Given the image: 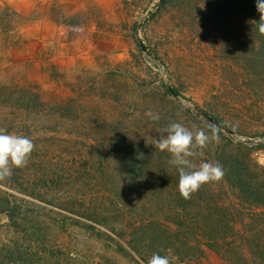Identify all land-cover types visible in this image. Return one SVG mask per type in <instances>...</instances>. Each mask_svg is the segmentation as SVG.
<instances>
[{"label":"trees","instance_id":"16d2710c","mask_svg":"<svg viewBox=\"0 0 264 264\" xmlns=\"http://www.w3.org/2000/svg\"><path fill=\"white\" fill-rule=\"evenodd\" d=\"M160 5L156 15L167 14L179 37L186 30L195 31L199 46L211 48L204 52L198 64L185 51L162 52L147 41L152 56L166 68L175 91L192 101L186 98L188 82L193 75L189 66L192 62L198 68L205 65L212 70L213 78L219 81L217 93L240 99L239 103H222L221 98L215 99L216 106H209L206 112L218 122L229 127L220 105L233 103L231 107L243 106L245 110L263 109L264 35L250 23L260 18L256 0H162ZM159 88L171 96L165 81L159 83ZM12 105L26 115L41 113L44 118L32 125L16 124V128L5 129L7 133L27 136L33 142L41 136L76 138L73 131L62 130L67 124L61 121L75 122L71 107L56 106L49 110L37 98L15 100ZM175 113V110L155 113L160 118L153 120L152 125L165 130L170 123L180 121ZM229 128L243 136L238 130ZM260 137H264V132L253 138ZM116 142L126 149L119 152L118 148L117 155L112 158L116 159L115 167L105 166L108 159L96 150L104 161L96 167L90 166L91 171L87 166L81 170L66 163L57 164L54 172L47 174V170L51 171L48 167L37 169L33 150L25 166L14 167L12 175L0 181V264H79L77 258H65L59 246V234L75 230L100 244L106 253L129 264H148L153 253L175 257L173 264H201L208 254L225 262L228 258L244 257L229 242L233 229L226 223L234 214L230 208L220 207L210 186L200 187L197 193L201 198L193 193L190 199H184L178 189L177 167L168 163L171 156L123 135L106 138L105 143L110 147ZM226 143L196 149L194 158L200 155L204 162H218L223 170L221 185L238 194L242 202L264 208V176L258 167H251V152L242 143L237 146L231 140ZM106 167L123 174L122 180L106 178ZM32 169H36L35 178L26 185L23 177ZM53 179L66 187H78L79 197L72 200L68 194L57 190L56 197L50 200L48 185ZM125 185L129 194L119 190ZM170 185H176L174 193L168 189ZM96 187H106L109 191L95 196L92 189ZM85 190L89 194H84ZM140 191L143 192L139 194ZM87 198L92 202L89 207L83 204ZM241 250L251 257L264 258L263 248L258 244L242 246Z\"/></svg>","mask_w":264,"mask_h":264},{"label":"rangeland","instance_id":"374dc122","mask_svg":"<svg viewBox=\"0 0 264 264\" xmlns=\"http://www.w3.org/2000/svg\"><path fill=\"white\" fill-rule=\"evenodd\" d=\"M156 1L0 0V127L8 130L16 128V124L32 125L44 118L41 113L26 115L14 109L12 101L15 100L37 98L49 110L56 106L74 110L75 122L61 123L67 124L62 130L73 131L77 139L61 135L38 137L33 142L37 169L48 167L51 171L47 170V174H52L57 164L69 163L81 170L86 166L90 170L104 161L96 150L108 159L105 166L115 167L116 159L112 158L117 155L118 148L119 152L126 149L118 142L110 147L106 145V138L115 136L141 140L147 148H155L147 140L153 143L167 133L158 125H152L153 120L145 115L148 111L165 114L175 110L180 123L190 129L193 126L202 128L211 135L209 123L160 90L159 83L164 81L162 74L170 84L171 78L166 68L147 58L138 45L136 28ZM169 19L161 12L145 22L141 35L147 48L148 41L162 52L185 51L199 64L204 52L211 48L199 46L195 31L186 30L179 37ZM192 38H196L195 41ZM189 66L193 75H190L186 98L192 99L205 112L209 106H216V98H221L222 103H239L237 96L217 93L219 81L213 78L208 66L198 68L192 62ZM231 106H219L225 123L243 134L239 136L246 141L261 139L253 137L264 132V108L245 110L243 106ZM218 136V140L207 145L223 146L227 145V140L236 146L241 144L222 133ZM244 146L251 152V167H258L264 176V143ZM165 153L171 156L166 150ZM189 159L197 167L204 162L200 155ZM107 169L104 176L108 179L122 180L124 177L117 170ZM35 171L32 169L23 177L26 185L34 180ZM206 185L214 190L220 207L230 208L234 214L226 223L233 229L229 242L244 257L228 258L225 262L208 254L201 264H264V258L251 257L241 250L242 246L258 244L264 251V208L242 202L238 194L219 181L204 184V188ZM48 187L50 200L56 197L57 190L68 194L72 200L80 195L78 187H66L54 179ZM174 187L177 188L176 185L168 188L171 193L175 192ZM92 190L95 196L109 191L106 187ZM119 190L129 194L126 185ZM84 192L89 194L88 190ZM195 197L201 198L197 192ZM87 199L83 201L85 207L92 203ZM36 204L46 207L43 203ZM59 237L63 256L69 260L77 258L79 264H129L106 253L100 244L78 230L59 234Z\"/></svg>","mask_w":264,"mask_h":264},{"label":"clouds","instance_id":"9594fccd","mask_svg":"<svg viewBox=\"0 0 264 264\" xmlns=\"http://www.w3.org/2000/svg\"><path fill=\"white\" fill-rule=\"evenodd\" d=\"M256 8L260 14L259 21H250L255 24L259 33L264 35V0H256ZM147 117L154 121L159 120V115L148 111ZM211 135L202 128L189 129L184 124L172 122L165 129L167 135H161L153 143L155 149L161 152L167 151L171 154L168 161L170 165L176 166L179 172V193L184 199H190L200 187L207 183L217 182L223 177L222 166L212 162H201L197 167L189 159L197 155L196 149H203L210 141L219 139L218 130L215 125H209ZM33 141L23 135L9 134L0 129V181L12 175V169L26 165L29 156L34 150ZM175 257L153 253L148 264H173Z\"/></svg>","mask_w":264,"mask_h":264},{"label":"water","instance_id":"95a60500","mask_svg":"<svg viewBox=\"0 0 264 264\" xmlns=\"http://www.w3.org/2000/svg\"><path fill=\"white\" fill-rule=\"evenodd\" d=\"M161 1L162 0H157L155 2L153 7L142 17V19L140 20V22L136 28V39H137L138 45H139L142 53L153 62H157V61L155 60V58L152 56L151 52L147 48V45L145 44L141 33H142V29L144 27L145 22L148 19H150L151 17H153L158 12ZM162 77L165 81V84H166V87H167L169 94L171 95V97L174 100H176L179 104H181L182 106L186 107L187 109H189L190 111H192L193 113H195L196 115H198L199 117L204 119L210 125H215L217 130L219 132H221L222 134L228 136L232 140L240 141L244 145H257V144L264 143V137L261 139L249 140V141L242 139L236 132L231 130L226 125L218 122L216 119H214L212 116H210L207 112H205L203 109H201L198 105H196L195 103H193L190 100L182 98L175 91V89L171 86V84L168 82V80L166 79V75L164 73L162 74Z\"/></svg>","mask_w":264,"mask_h":264}]
</instances>
